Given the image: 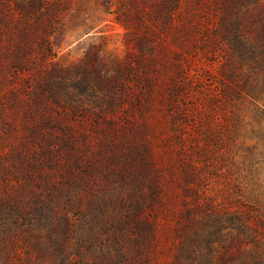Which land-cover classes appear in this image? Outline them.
I'll return each instance as SVG.
<instances>
[{
  "label": "rangeland",
  "instance_id": "1",
  "mask_svg": "<svg viewBox=\"0 0 264 264\" xmlns=\"http://www.w3.org/2000/svg\"><path fill=\"white\" fill-rule=\"evenodd\" d=\"M226 1L0 0V264L257 249L228 214H264V68L228 59L264 41V0L235 9L253 23L234 43L215 30ZM161 179L174 201L153 205L159 237L143 241L112 217L151 215Z\"/></svg>",
  "mask_w": 264,
  "mask_h": 264
},
{
  "label": "trees",
  "instance_id": "2",
  "mask_svg": "<svg viewBox=\"0 0 264 264\" xmlns=\"http://www.w3.org/2000/svg\"><path fill=\"white\" fill-rule=\"evenodd\" d=\"M247 3H248V0H227L225 3V14L221 16L219 26H216L215 30L218 31V33L219 32L222 33V37L224 39H228V41L230 40L233 41L229 43H234V41H241L243 37L247 39V35H245V32H244V27H247L248 24H252L253 21H251L247 15H240V14L235 13V12H238V11H235V9H241L243 6L248 7ZM247 40L251 42L250 52L248 54H245V52H242L239 49L237 50L238 52H235V50H232V52L230 53L228 62L230 63V65H236V67H239L244 63L245 58L251 57V58H255V63H256L252 67L255 68V66H261L264 68V41L263 39L262 40L259 39V41H254L248 35ZM259 57H260V60H259ZM231 73L233 72H227V75L229 77H232ZM235 74H238V72ZM228 85L229 84L227 83L223 85V88L227 87L225 91L223 89L224 92H227V89L230 88L228 87ZM232 89L234 90L235 88H232ZM186 179H188V176H186ZM162 182H163L162 179L157 181L153 188L154 193L152 192L151 194H149L151 203L153 202L149 210L151 212V215L150 214L141 215L140 212L137 211L140 209L138 205H141V204L137 205L136 203V205L131 209V211L127 212L126 214H122L120 217L116 215L112 217V218H115V221L117 222L116 224L123 225L124 223L129 226H132L135 233L138 235L137 238H140L143 241H152L154 239H158L159 232H158L157 222L159 221V219L156 215L157 210H155V207L153 205L160 206L163 203V206H164L166 202L172 203V201H174V194H171L168 192L167 189H164ZM188 189L189 188L187 186L185 191L188 192L189 191ZM163 194L166 196V199H164ZM130 197L133 198V200L140 199L136 193H133ZM111 202L113 204L116 203V201L115 202L111 201ZM195 206H199V205L196 203ZM199 207L195 209H198ZM186 208H189V209H182V210L186 214H189L188 216H190V213L192 212L191 211L192 208L188 205L186 206ZM124 209H127V208H124ZM214 215L219 216V214H214ZM228 216L236 219L237 226L241 230L247 229V228L250 229L249 239L253 240V242L255 243L257 247V249L254 248L253 250H251L250 253L247 255V257H245L244 259H241L239 264H264V249L260 250L261 248H264V214L258 216L257 214L254 215L252 210H245V211L237 210V211L229 212ZM218 219H221V216H219ZM168 230L169 229L167 227L163 228L164 235H167Z\"/></svg>",
  "mask_w": 264,
  "mask_h": 264
}]
</instances>
